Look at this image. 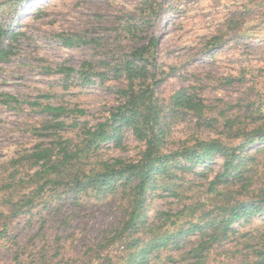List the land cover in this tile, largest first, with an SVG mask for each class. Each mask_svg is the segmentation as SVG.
Returning <instances> with one entry per match:
<instances>
[{"label": "rangeland", "instance_id": "1", "mask_svg": "<svg viewBox=\"0 0 264 264\" xmlns=\"http://www.w3.org/2000/svg\"><path fill=\"white\" fill-rule=\"evenodd\" d=\"M126 22L144 29L133 37ZM0 25L9 29L4 41L11 50L0 61V180L12 187L38 168L30 166L25 156L37 145L50 142V134H57L58 141L79 140V125L94 124L120 102L118 90L126 79L108 71V63L150 36L157 38V70L163 78L157 95L164 99L188 87L213 108L203 118L187 110L166 114L171 146L191 144L196 138L235 142V134L264 127V0H146V5L143 0H0ZM60 33L83 41L65 46ZM85 60L96 73L88 81L78 72ZM60 67L72 71L60 72ZM4 94L20 104L4 103ZM46 103L64 106L62 125L54 126L53 121L43 129L45 119L50 118L41 109ZM78 108L84 113L77 116L79 124L73 125L76 115L70 111ZM259 146L264 143L250 149L253 152ZM142 147L131 130L123 128L117 141L102 144L90 160L133 159ZM221 162L217 158L205 170H176L173 182L191 188L186 189L188 195L179 198L166 190L148 195L147 223L167 226L160 213H174L202 196ZM254 169L252 196L264 206L262 152ZM119 216L120 206L112 199L89 196L74 205L62 196L15 219L1 218L0 231L3 222L7 229L0 232V264H88L81 257L84 245L116 226ZM263 222L260 212L248 221L235 222L236 231L216 246L210 264H255L250 259L251 241L243 246L242 233L254 232ZM192 238L184 245L196 242ZM37 257L41 262L33 259Z\"/></svg>", "mask_w": 264, "mask_h": 264}, {"label": "trees", "instance_id": "2", "mask_svg": "<svg viewBox=\"0 0 264 264\" xmlns=\"http://www.w3.org/2000/svg\"><path fill=\"white\" fill-rule=\"evenodd\" d=\"M143 4L146 5V0ZM141 25L135 29L136 24L133 27L126 22V29L138 37L136 31L144 29ZM8 35L9 29L0 25V61L11 53L4 41ZM58 36L65 46L83 41L79 36L65 33ZM156 45L157 38L150 36L109 61L108 71L126 79V84L118 90L121 100L94 124L79 125V140L66 137L58 141L57 134H50L53 137L50 142L37 145L26 154L30 166H38L28 178L14 182L13 187L0 180V219H15L37 205L62 196L71 199L74 205L89 196L97 200L112 199L120 206L118 224L94 243L84 245L81 257L88 264H151L164 260L210 264L216 246L236 231L235 222L248 221L259 212L264 216V206L252 196L251 190V173L255 170L257 154L264 155V146L253 152L250 149L264 143V127L235 134V142L216 137L196 138L191 144L171 146L166 114L187 110L203 118L213 108L188 87H181L164 99L157 95L156 88L163 78L157 70ZM81 66L78 72L83 81L96 74L87 68L91 66L89 61H83ZM59 71H72V68L60 67ZM4 97V103L20 104L10 95L4 94ZM32 103L39 105V102ZM41 109L50 117L45 119L43 129L53 121L54 126L65 122L60 119L66 112L64 106L46 103ZM70 112L76 115L72 118L73 125H78L77 116L84 111L78 108ZM123 128H129L142 142L138 155L133 159L91 161L93 151L104 143L117 141ZM217 158L222 160L220 169L208 180L202 196L184 203L174 213L161 212L167 226L147 223L148 195L166 190L171 196L185 198L186 189L191 188L175 186L172 175L176 170L187 172L198 167L205 170ZM237 183V188H231L230 185ZM5 225L3 222L0 232L6 231ZM242 235L243 246L251 241L250 259L255 264H264V222L254 232ZM192 236L196 242L184 245L193 240ZM33 259L41 262L38 257Z\"/></svg>", "mask_w": 264, "mask_h": 264}]
</instances>
